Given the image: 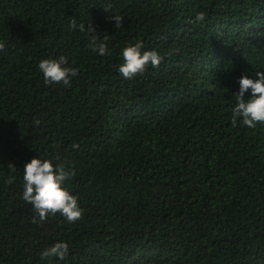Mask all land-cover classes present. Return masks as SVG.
Masks as SVG:
<instances>
[{
	"label": "trees",
	"instance_id": "1",
	"mask_svg": "<svg viewBox=\"0 0 264 264\" xmlns=\"http://www.w3.org/2000/svg\"><path fill=\"white\" fill-rule=\"evenodd\" d=\"M137 41L163 60L125 79ZM0 42V264H264V124L232 123L264 71V0H0ZM60 56L68 87L38 68ZM33 158L75 172L81 219L33 222Z\"/></svg>",
	"mask_w": 264,
	"mask_h": 264
},
{
	"label": "clouds",
	"instance_id": "2",
	"mask_svg": "<svg viewBox=\"0 0 264 264\" xmlns=\"http://www.w3.org/2000/svg\"><path fill=\"white\" fill-rule=\"evenodd\" d=\"M106 9L105 11H107ZM115 20L116 28L121 27L123 17L115 15L110 17ZM205 19V13L200 12L195 16V21L202 22ZM76 28L75 21L71 24ZM81 32H91L93 29L89 25L80 24ZM97 37L92 36L91 44L94 51L103 56L106 53V45L96 43ZM143 44L137 41L133 45L122 49L123 63L119 65V73L123 78L131 80L137 74L143 73L150 65L158 68L163 60L155 50H145L141 52ZM5 44L0 42V51L4 50ZM67 58L60 56L57 59H43L39 62L38 68L43 74L46 84H63L70 86L71 77L78 75L76 68L68 67ZM239 91L235 93L236 103L232 109V123L235 125L237 120L249 129H255L257 124H264V71H257L255 78L242 75L239 78ZM250 92L246 99L245 93ZM36 124L40 122L35 121ZM74 148L79 146L74 144ZM23 193L22 200L32 206L39 217L33 222L45 221L49 215L59 213L69 223H74L82 218L83 210L79 207L78 198L71 194L64 184L70 180L75 172L65 163L53 164L49 159L33 158L26 163L23 172ZM69 251V246L65 242H56L50 247L43 249L40 253L41 259L55 257L63 260Z\"/></svg>",
	"mask_w": 264,
	"mask_h": 264
}]
</instances>
